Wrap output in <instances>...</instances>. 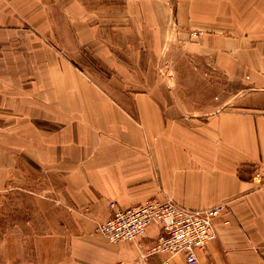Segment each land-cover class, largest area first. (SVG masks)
Here are the masks:
<instances>
[{
    "label": "crops",
    "instance_id": "crops-1",
    "mask_svg": "<svg viewBox=\"0 0 264 264\" xmlns=\"http://www.w3.org/2000/svg\"><path fill=\"white\" fill-rule=\"evenodd\" d=\"M108 2L0 0V264H162L158 224L135 241L96 229L110 201L152 197L226 204L198 264H264V0ZM172 24L217 102L168 70ZM15 189L37 195L21 221Z\"/></svg>",
    "mask_w": 264,
    "mask_h": 264
},
{
    "label": "built area",
    "instance_id": "built-area-1",
    "mask_svg": "<svg viewBox=\"0 0 264 264\" xmlns=\"http://www.w3.org/2000/svg\"><path fill=\"white\" fill-rule=\"evenodd\" d=\"M253 178L264 183V170L255 168ZM109 207L111 214L97 224V231L112 242L135 241L150 224H158L160 232L147 253L163 254L162 264H173L179 256L189 264H198V250L216 237V222L226 210L224 203L202 209L188 208L170 197H152L127 207L112 200Z\"/></svg>",
    "mask_w": 264,
    "mask_h": 264
},
{
    "label": "rangeland",
    "instance_id": "rangeland-1",
    "mask_svg": "<svg viewBox=\"0 0 264 264\" xmlns=\"http://www.w3.org/2000/svg\"><path fill=\"white\" fill-rule=\"evenodd\" d=\"M98 2L99 0H88V2ZM105 3H109L110 0H102ZM124 0H120L118 5H122ZM122 3V4H121ZM198 33H203L200 31H194L190 35L197 37ZM177 31L174 24L169 26L167 33V58L168 70L177 71L182 73V78L178 79L180 86L183 85L187 88V96L193 97V100L199 103H206V101L217 102L221 97V85L219 84V79L216 75L205 74L207 71H213L214 68L203 58L194 57L191 53L190 48L185 47V44L180 45L177 41ZM194 33V35H193ZM191 36V37H192ZM170 45H172L170 47ZM92 56H89L88 60L92 62ZM93 63V62H92ZM94 65V63L92 64ZM187 72H191L193 76L187 75ZM220 96V97H219ZM219 97V98H218ZM14 197L11 200L12 206V217L13 219L23 220L30 213L31 209H34L32 202L35 200L37 195L29 190L15 189L13 193ZM16 216H15V215Z\"/></svg>",
    "mask_w": 264,
    "mask_h": 264
}]
</instances>
